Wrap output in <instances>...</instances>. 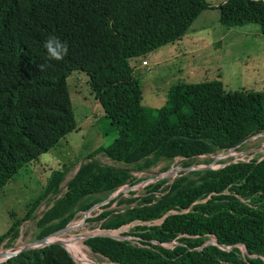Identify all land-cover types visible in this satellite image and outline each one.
Returning a JSON list of instances; mask_svg holds the SVG:
<instances>
[{"label":"trees","instance_id":"16d2710c","mask_svg":"<svg viewBox=\"0 0 264 264\" xmlns=\"http://www.w3.org/2000/svg\"><path fill=\"white\" fill-rule=\"evenodd\" d=\"M210 8L218 10L226 28L255 23L264 34V0L217 5L206 0H0V190L77 130L67 84L73 71L88 77L107 121L99 128L102 135H114L85 154L66 190L47 201L37 220L38 238L64 228L122 187L145 180L135 173L178 157L182 167L207 164L264 133V89L225 92L219 80L178 82L160 107L142 104L136 65L181 40ZM50 37L66 45L63 59H50L45 48ZM100 154L123 167L102 164L96 158ZM69 164L51 171L27 212L0 233V245L4 240L10 245L40 202L60 192L74 166ZM99 208L89 221L100 228L132 225L122 240L100 235L84 240L111 264H264V157L151 181L141 192H119ZM68 244L85 260L79 241ZM0 264L76 263L53 243Z\"/></svg>","mask_w":264,"mask_h":264},{"label":"rangeland","instance_id":"374dc122","mask_svg":"<svg viewBox=\"0 0 264 264\" xmlns=\"http://www.w3.org/2000/svg\"><path fill=\"white\" fill-rule=\"evenodd\" d=\"M206 1L217 5L224 0ZM218 16L219 12L215 8L202 11L182 40L166 44L146 56L145 59L148 60L149 65L136 70V76L142 85V104L160 107L165 102L168 88L178 82L219 80L225 92L241 89L257 92L264 89V34L260 32L259 26L249 23L226 28L219 23ZM67 84L77 130L62 138L54 148L41 154L38 160L26 164L0 190V233L6 230L16 217H22L27 212L29 205L42 192L52 170L63 169L65 164L70 166V162H73L74 166L69 167V171L60 183V192L56 195L50 194L42 200L32 217L23 221L19 226V236L10 245H6L7 240H4L0 245V250L10 249L14 245L21 248L38 239L37 235L40 229L37 227V220L47 209V203L59 197L66 190L67 181L72 178L80 163L84 161L82 157L85 154L100 145L110 143L114 138V135L104 137L99 129L107 121L104 119L101 106L90 91L86 74L73 71L67 77ZM226 153L213 156L212 159L218 158L211 166L218 168L229 162L263 158L264 133L246 141L241 147L235 148L228 154ZM96 158L102 164L123 167L121 163L113 162L104 155L100 154ZM181 161L182 159H174L170 163L161 161L149 172L135 173L137 177L145 180L130 190L141 192L146 183L157 180V177L159 179L173 178L179 173L175 167H182ZM166 165H168V169L164 170ZM120 190L127 193L129 187L124 186ZM107 202L94 205L90 211L85 213L84 220H82L83 213H79L72 220V224L76 223L79 226L69 232L62 233L61 237L65 238L63 241L75 242L76 238L82 235L104 233L122 235L127 233L131 224L110 231L99 229L98 224L89 221V218L100 212L99 207ZM115 206L113 203L110 207ZM121 207L118 206V208ZM81 241L80 246L86 255L85 260L78 258L81 262L90 263L94 260L97 264H110L101 255L93 253L84 244V239L79 240V242ZM73 255L76 257L75 254Z\"/></svg>","mask_w":264,"mask_h":264},{"label":"water","instance_id":"95a60500","mask_svg":"<svg viewBox=\"0 0 264 264\" xmlns=\"http://www.w3.org/2000/svg\"><path fill=\"white\" fill-rule=\"evenodd\" d=\"M259 134H260V133L255 134V135L249 137L246 141L251 140L252 138H254L255 136H257V135H259ZM217 158H218V157L213 158L212 161H211L210 163H207L206 165H202V166H201V165H192V166H189V167H175L176 170L179 171V173H178L176 176H174L173 178L179 176L181 173L183 174V173H186V172H189V171H192V170H198V169H206V170H208V169H213V168L210 166V164H211L212 162H215V161L217 160ZM172 168H173V167H172ZM170 169H171V168H170ZM173 178H172V179H173ZM156 179L159 180V177H157ZM131 188H132V187H131ZM129 190H130V188H129ZM119 192H122V190L119 189V191H117L115 194L111 195V196H110L109 198H107L105 201H109V199L115 197L117 194H119ZM105 201L99 202V203L95 204V206H96V205H100V204H102V203L105 202ZM92 207H93V206H92ZM92 207L89 208L88 211L91 210ZM74 228H75L74 225H71V224L68 223L64 228H62V229H60V230H57V231H54L53 233H51V234H49V235H47V236L40 237V238L36 239L34 242H31V243H29V244H26V245L22 246V247H21L20 249H18V250H14V251H4V250H0V257H3V259L0 261V263H1L2 261H4V260L10 258V257L15 256L16 254H18V253H20V252H22V251H26V250H30V249H35V248L44 247V246H46V245H50V244H53V243H54V244H58V245H60V246H62V247L65 248L64 242H63L62 240H60V239H58V240H48V238H49L50 236L57 235V234H59V233H66V232H69V231L73 230ZM100 236H108V237H112V238H114V239H116V240H122V239H125V237L122 236V235L101 234ZM89 237H91V236H86V239L89 238ZM243 250L246 251V247H245V246H243ZM91 264H97V263L93 262V263H91Z\"/></svg>","mask_w":264,"mask_h":264},{"label":"built area","instance_id":"2783aa9c","mask_svg":"<svg viewBox=\"0 0 264 264\" xmlns=\"http://www.w3.org/2000/svg\"><path fill=\"white\" fill-rule=\"evenodd\" d=\"M142 64L143 65H148V63H147V61H143L142 62ZM259 135H261V133L259 134ZM259 135H257V136H259ZM257 136H255V137H257ZM254 137V138H255ZM253 139V138H252ZM236 148H238V147H236ZM235 148H231V149H229L228 151H227V153L226 154H228L229 152H231L232 150H234ZM220 154V153H219ZM218 155V154H217ZM200 158H203L204 157V155H200L199 156ZM215 158V157H214ZM176 159H183V158H181V157H178V158H176ZM252 159V158H251ZM262 159V158H261ZM250 159H248V160H238V161H245V162H247V161H249ZM234 162H237V161H234ZM213 163V162H212ZM212 163L210 164V166L212 165ZM230 163V162H229ZM203 164V163H202ZM228 164V163H227ZM196 165H200V164H196ZM203 165H206V164H203ZM202 166V165H201ZM224 166V165H223ZM212 167V166H211ZM213 168V167H212ZM218 168H220V167H218ZM213 169H216V168H213ZM90 211V210H89ZM88 212V210L87 211H85V212H81V213H83V217H82V220H84L85 219V217H86V215H85V213H87ZM95 216V215H94ZM69 224H71V225H74V223L72 224V221H70L69 222ZM75 228L76 227H78L79 226V224H76L75 223ZM74 228V229H75ZM98 228L99 229H103V228H100V226H99V224H98ZM105 230H107V229H105ZM110 231H113V230H110ZM104 234H112V233H104ZM61 235H62V233H59V234H57V235H53V236H59L60 238H58V239H60V240H62L63 241V239H65L64 237H61ZM96 235H101V234H90V235H82V236H78L77 237V241H79L80 239H86V236H96ZM51 237V236H50ZM58 239H55V240H58ZM64 242V245H65V249H66V251L68 252V254L71 256V258H72V260L76 263V264H91V263H93V262H95V263H97L96 261H94V260H92V259H90V260H92V262H90V263H83V262H81V260L80 259H78V258H76L74 255H73V253L68 249V247L66 246V244H65V241H63ZM80 243H82V241L80 242ZM18 249H20L18 246H11L10 247V249H5L4 251H14V250H18ZM111 264V263H110Z\"/></svg>","mask_w":264,"mask_h":264},{"label":"clouds","instance_id":"9594fccd","mask_svg":"<svg viewBox=\"0 0 264 264\" xmlns=\"http://www.w3.org/2000/svg\"><path fill=\"white\" fill-rule=\"evenodd\" d=\"M45 48L49 53L50 59L61 60L63 55L67 51V47L64 44H61L59 40L54 37H50L45 43Z\"/></svg>","mask_w":264,"mask_h":264},{"label":"bare ground","instance_id":"6f19581e","mask_svg":"<svg viewBox=\"0 0 264 264\" xmlns=\"http://www.w3.org/2000/svg\"><path fill=\"white\" fill-rule=\"evenodd\" d=\"M58 238H60L59 236H51V237H49L48 238V240H55V239H58ZM76 238V237H75ZM75 242H77V238H76V241ZM65 244H66V246L67 247H70V248H72V249H74V250H76V251H78V249L74 246V245H70V244H68V242H66L65 241ZM69 249V248H68ZM3 259V257H0V261Z\"/></svg>","mask_w":264,"mask_h":264},{"label":"crops","instance_id":"0c3cea01","mask_svg":"<svg viewBox=\"0 0 264 264\" xmlns=\"http://www.w3.org/2000/svg\"><path fill=\"white\" fill-rule=\"evenodd\" d=\"M182 40V39H181ZM146 60V59H145ZM147 62H148V60H146ZM149 63V62H148ZM149 65V64H148ZM142 67H144V65H142V63L140 62V63H138L137 65H136V70H138V69H140V68H142Z\"/></svg>","mask_w":264,"mask_h":264}]
</instances>
